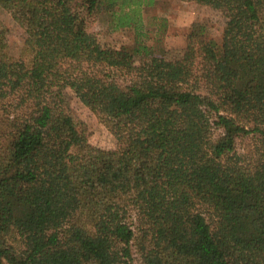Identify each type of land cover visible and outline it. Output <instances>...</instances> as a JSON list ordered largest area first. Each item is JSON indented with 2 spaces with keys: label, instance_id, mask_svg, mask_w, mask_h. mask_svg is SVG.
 I'll list each match as a JSON object with an SVG mask.
<instances>
[{
  "label": "trees",
  "instance_id": "16d2710c",
  "mask_svg": "<svg viewBox=\"0 0 264 264\" xmlns=\"http://www.w3.org/2000/svg\"><path fill=\"white\" fill-rule=\"evenodd\" d=\"M181 1L227 20L166 59L160 0H0V264H264V0Z\"/></svg>",
  "mask_w": 264,
  "mask_h": 264
},
{
  "label": "rangeland",
  "instance_id": "374dc122",
  "mask_svg": "<svg viewBox=\"0 0 264 264\" xmlns=\"http://www.w3.org/2000/svg\"><path fill=\"white\" fill-rule=\"evenodd\" d=\"M164 6L160 7L159 14L166 19L167 31L162 38V44L165 48L164 58L174 59L182 55L185 39L190 23L198 19H208L211 24V35L219 39L222 27L227 20L225 15L216 12L208 7H198L192 2H182L181 0H160ZM161 5H163L161 3ZM0 23L3 25L10 48L13 53H17L22 45L23 33L12 21L11 17L0 9ZM102 26L96 20L89 21V32H99ZM110 40L113 43H124L128 37L123 33L112 34ZM159 58H142V65H159ZM64 103L67 111L78 121L83 122L89 129V143L92 146L113 149L116 140L113 135L102 125L97 117L76 98L74 93L66 88L63 92ZM254 141L251 136L243 138L238 142V152L243 153L251 149Z\"/></svg>",
  "mask_w": 264,
  "mask_h": 264
}]
</instances>
